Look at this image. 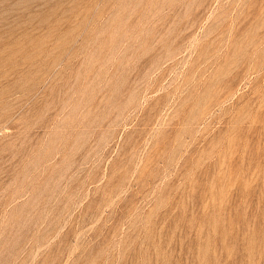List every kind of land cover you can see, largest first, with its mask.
I'll list each match as a JSON object with an SVG mask.
<instances>
[{
    "label": "rangeland",
    "instance_id": "obj_1",
    "mask_svg": "<svg viewBox=\"0 0 264 264\" xmlns=\"http://www.w3.org/2000/svg\"><path fill=\"white\" fill-rule=\"evenodd\" d=\"M0 264H264V0H0Z\"/></svg>",
    "mask_w": 264,
    "mask_h": 264
}]
</instances>
